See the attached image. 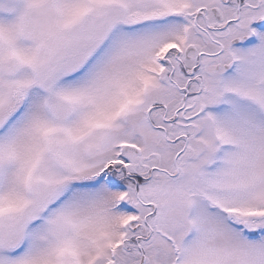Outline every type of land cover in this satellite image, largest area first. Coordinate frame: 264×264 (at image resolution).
Instances as JSON below:
<instances>
[{"label":"snow or ice","instance_id":"snow-or-ice-1","mask_svg":"<svg viewBox=\"0 0 264 264\" xmlns=\"http://www.w3.org/2000/svg\"><path fill=\"white\" fill-rule=\"evenodd\" d=\"M0 264H264V0H0Z\"/></svg>","mask_w":264,"mask_h":264}]
</instances>
